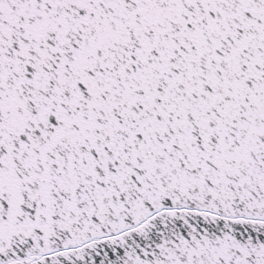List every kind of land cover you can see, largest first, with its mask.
Wrapping results in <instances>:
<instances>
[{
	"label": "snow or ice",
	"instance_id": "1",
	"mask_svg": "<svg viewBox=\"0 0 264 264\" xmlns=\"http://www.w3.org/2000/svg\"><path fill=\"white\" fill-rule=\"evenodd\" d=\"M0 264H264V0H0Z\"/></svg>",
	"mask_w": 264,
	"mask_h": 264
}]
</instances>
